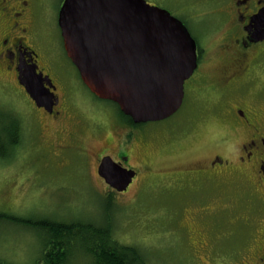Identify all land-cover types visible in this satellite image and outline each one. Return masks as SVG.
I'll return each instance as SVG.
<instances>
[{
  "label": "rangeland",
  "instance_id": "374dc122",
  "mask_svg": "<svg viewBox=\"0 0 264 264\" xmlns=\"http://www.w3.org/2000/svg\"><path fill=\"white\" fill-rule=\"evenodd\" d=\"M43 1L41 11L45 47L59 61L55 69L62 74L65 83L60 82V85L69 88L74 103L99 107L119 121L117 106L109 100L98 99L87 89L78 70L61 48L57 21L63 0ZM146 1L157 3L183 18L194 16L202 9L195 6L196 0ZM198 23L197 18L188 22L194 35L203 32L198 28ZM217 64V58L213 56L206 61L205 68L213 72ZM212 100L213 97L205 100L187 93L177 114L164 122L145 125L141 131L158 135L159 138L141 145L136 143L131 150V164L140 169L141 176L128 192L111 195L108 186L97 179L92 169L95 164L93 156L83 149L58 150L60 145L70 142L68 132H75L80 146L94 156L108 151L112 153L116 143L108 136L113 128L108 126L109 133L101 137L84 123L86 120L83 122L81 118L72 116L57 124L45 119L50 127L42 134L38 126L40 114L35 105L17 85L12 73L0 74V111L18 118L22 127V139L13 154L0 159V214L35 222H85L98 226L110 220L113 238L121 245L137 247L147 264H209L204 253L199 255L201 259H196V262L191 258L188 243L178 226H186L195 239V233L201 231L208 241L212 226L215 231L219 230V238H222L221 234L232 233L229 238L232 240L219 239L223 254L244 240L241 228L243 218L250 216L253 219L255 225L249 231L255 236L257 221L255 211L250 207L257 208L256 196L255 204L251 205L250 194L243 185H239L237 196L233 197L237 205L233 208L224 194L225 190L216 196L214 202L206 194L186 195L185 190L177 191L161 180L148 179L146 167L148 165L153 170L192 168L206 163L219 152L215 141L219 136H229L231 132L213 107L216 100ZM78 122L81 125H76ZM241 138V135L238 137L234 134L232 150L243 140ZM49 141L55 142L57 148H48ZM223 148L227 147L224 145ZM205 204L216 211V217L221 216L215 218L217 225L212 219L213 214L206 215L200 211L208 207ZM234 219H238L237 224H230L229 221ZM49 239L48 233L36 225L0 219V264H38ZM252 242L247 247L250 250L257 246V241ZM72 245L69 264H94L93 257L84 250L81 241L72 242Z\"/></svg>",
  "mask_w": 264,
  "mask_h": 264
},
{
  "label": "flooded vegetation",
  "instance_id": "af4514ba",
  "mask_svg": "<svg viewBox=\"0 0 264 264\" xmlns=\"http://www.w3.org/2000/svg\"><path fill=\"white\" fill-rule=\"evenodd\" d=\"M199 1L201 3L196 0L194 4L201 6L202 9L196 15L184 16L185 18L173 14L157 3L147 2L166 9L177 17L196 43L197 67L185 81L184 100L187 93L205 100L213 97V100H216L213 107L215 106L217 114L231 134L218 137L215 146L219 152L210 157L206 163L202 162L192 168L172 167L168 170H153L147 165L148 179L161 180L163 184L171 185L177 191L185 190L186 195L206 194L211 196L209 199L213 202L216 196H220L225 190L224 194L229 198L233 208L237 205L233 197L237 196L239 185H243L252 198L249 203L255 204V196L258 202L256 209L250 207L252 211H255L254 216L257 221L255 236L249 231V228L255 225L250 216L242 219L241 228L244 239L242 243L240 242L236 248L230 247L223 254L221 252L222 241L219 239L232 240L229 239L232 233L221 234L222 238H219L217 236L219 230L215 231L212 226L208 241L201 231L195 233V239L186 226L179 225V232L185 236L191 258L195 262L196 259H201L199 255L204 253L209 264H264V37L258 40L254 37L256 31L264 30V22L254 21L264 9V0ZM43 6V0H0V74L12 73L17 85L25 91L35 105L40 114L38 126L42 134H45L50 127L48 122L44 121L45 119L57 124L72 116L81 118L80 121L86 120L87 122L84 123L101 137L109 133L108 128L111 126L113 131L108 139L116 143L112 153L108 151L94 156L80 146V140L75 132H68L67 137L70 142L60 145L58 151L83 149L93 156L95 164L92 169L97 179L108 186L109 193L111 195L124 194L141 176L140 169L131 164L132 148L136 143L141 145L143 142H152L159 138L158 135H148L141 130L149 123H161L173 115L161 121L135 123L113 102L120 111L118 121L99 107L74 103L69 88L66 85L65 88L60 85V82L64 83L62 74L55 69L59 61L51 50L45 47L47 45L41 11ZM196 18L199 19L198 28L203 32L194 35L188 22ZM57 26L61 48L66 58L73 64L64 48L58 21ZM213 56L217 58L218 64L213 72L207 71L206 61ZM27 67L35 68L38 74L50 80L53 87L47 82H45V87L57 99L50 109L38 107L21 85L20 73ZM87 89L90 91L88 87ZM93 95L97 97L94 93ZM76 125H81V122ZM234 134L238 137L241 135L243 140L232 150L231 140ZM49 142L48 148L53 147V150L57 148L55 142ZM224 145L227 148L224 149ZM106 157H110L119 166L135 172L132 183L126 191H117L107 183L105 178L100 176L99 167ZM252 189H254L253 193ZM205 206L208 205L205 204ZM200 211L206 215L213 214L212 219L217 225L218 221L215 218L221 216L216 217V211L214 212L211 206ZM237 221L238 219H234L229 223L233 222L232 225H234ZM192 239L195 240L192 241ZM252 241H257L254 250L247 248L248 244L253 243Z\"/></svg>",
  "mask_w": 264,
  "mask_h": 264
},
{
  "label": "water",
  "instance_id": "95a60500",
  "mask_svg": "<svg viewBox=\"0 0 264 264\" xmlns=\"http://www.w3.org/2000/svg\"><path fill=\"white\" fill-rule=\"evenodd\" d=\"M254 21L264 22V9ZM58 22L68 57L97 97L135 123L161 121L181 108L185 81L197 67L196 43L168 10L146 0H65ZM254 37L262 39L264 30ZM19 80L38 107L57 100L35 68H24ZM99 174L119 192L135 176L110 157Z\"/></svg>",
  "mask_w": 264,
  "mask_h": 264
},
{
  "label": "trees",
  "instance_id": "16d2710c",
  "mask_svg": "<svg viewBox=\"0 0 264 264\" xmlns=\"http://www.w3.org/2000/svg\"><path fill=\"white\" fill-rule=\"evenodd\" d=\"M21 139L19 119L0 111V159L13 154ZM0 219L36 225L48 233L50 239L44 245L38 264H69L72 242L76 243L78 240L93 257L94 264H147L137 247L121 245L113 238V226L108 218L102 226L85 222H35L7 214H0Z\"/></svg>",
  "mask_w": 264,
  "mask_h": 264
}]
</instances>
